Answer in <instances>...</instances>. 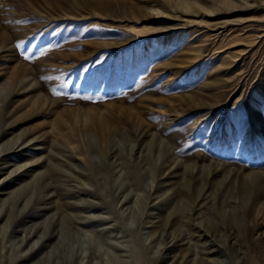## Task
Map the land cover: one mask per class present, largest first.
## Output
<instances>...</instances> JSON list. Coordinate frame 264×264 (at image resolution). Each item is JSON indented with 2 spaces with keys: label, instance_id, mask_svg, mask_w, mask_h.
Masks as SVG:
<instances>
[{
  "label": "rangeland",
  "instance_id": "1",
  "mask_svg": "<svg viewBox=\"0 0 264 264\" xmlns=\"http://www.w3.org/2000/svg\"><path fill=\"white\" fill-rule=\"evenodd\" d=\"M0 264H264V0H0Z\"/></svg>",
  "mask_w": 264,
  "mask_h": 264
}]
</instances>
